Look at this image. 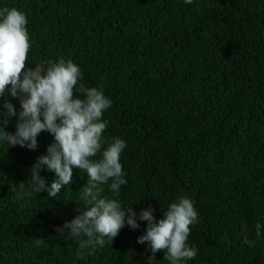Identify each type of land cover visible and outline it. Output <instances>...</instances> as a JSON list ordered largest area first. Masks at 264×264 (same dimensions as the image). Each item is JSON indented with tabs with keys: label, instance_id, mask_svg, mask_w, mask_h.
<instances>
[{
	"label": "trees",
	"instance_id": "16d2710c",
	"mask_svg": "<svg viewBox=\"0 0 264 264\" xmlns=\"http://www.w3.org/2000/svg\"><path fill=\"white\" fill-rule=\"evenodd\" d=\"M0 7L28 15L29 66L72 59L81 83L102 86L114 101L104 135L128 143V184L115 197L125 209L154 207L159 220L189 196L200 213L189 238L199 254L189 264H264V228H256L264 224V0H0ZM8 100L20 110L10 94L0 106ZM38 140L34 151L0 145V264H147L148 245L138 243L146 221L83 252L57 232L87 207L88 177L75 169L56 198L32 192V166L54 137ZM103 195L113 196L107 185ZM164 255L157 264H169Z\"/></svg>",
	"mask_w": 264,
	"mask_h": 264
},
{
	"label": "clouds",
	"instance_id": "9594fccd",
	"mask_svg": "<svg viewBox=\"0 0 264 264\" xmlns=\"http://www.w3.org/2000/svg\"><path fill=\"white\" fill-rule=\"evenodd\" d=\"M194 4L195 0H184ZM26 12L18 8L0 7V100L10 94L20 101V110L8 100L0 106V145L20 146L38 150V138L44 132L54 137L47 154L41 155L32 166V192H47L56 198L65 186L72 184L74 170L87 173L81 199L87 207L79 210L71 221L57 227V232L79 241L83 250L112 244L122 229H141V221L147 222L146 233L138 237V243H147L151 256L147 264H157V253L165 252L169 264H189L199 254V248L189 243L192 226L200 223V213L194 199L181 196L157 219L154 207L125 209L118 197L128 184L122 156L128 143L125 139L107 138L104 134L110 126L105 119L114 101L103 87H85L81 81L84 72L72 59L64 57L35 63L29 52L32 48ZM82 93L83 96L78 95ZM16 131H8L7 125L17 118ZM54 172L57 179L51 183L41 175ZM107 185L113 196H104ZM24 189V183L19 185ZM32 192H25L31 196ZM257 232L264 224L256 225ZM243 242L255 247L256 242L245 233ZM44 241L36 240V245ZM231 242L229 241V244ZM81 253V259H83Z\"/></svg>",
	"mask_w": 264,
	"mask_h": 264
}]
</instances>
